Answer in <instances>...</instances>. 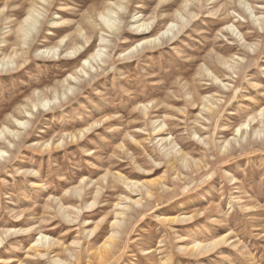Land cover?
I'll return each mask as SVG.
<instances>
[{"label": "rangeland", "instance_id": "1", "mask_svg": "<svg viewBox=\"0 0 264 264\" xmlns=\"http://www.w3.org/2000/svg\"><path fill=\"white\" fill-rule=\"evenodd\" d=\"M186 1L195 19L182 11ZM111 7L112 29L99 17ZM263 8L260 0H0V60L28 62L0 73V232H13L0 243V264H264V31L254 23ZM31 9L39 22L22 45L13 32ZM143 23L149 35L136 31ZM171 23L179 26L163 45L131 53ZM78 42L81 53L72 51ZM99 49L84 74L83 60ZM232 64H243L239 75ZM40 92L50 104L29 108ZM137 200L116 229V213ZM114 232L115 253L98 261ZM42 236L39 246L54 247L37 256L30 247Z\"/></svg>", "mask_w": 264, "mask_h": 264}, {"label": "bare ground", "instance_id": "2", "mask_svg": "<svg viewBox=\"0 0 264 264\" xmlns=\"http://www.w3.org/2000/svg\"><path fill=\"white\" fill-rule=\"evenodd\" d=\"M196 1V0H195ZM232 2V1H231ZM230 2V3H231ZM260 2H262L263 3V5H264V0H260ZM189 3L190 2H188V1H186L185 3H184V5H183V10L182 11H188L187 13H188V15L190 16V18L192 17L193 19H195L198 15L197 14H195V13H191L190 14V11L192 10V7L194 6V4H190L189 5ZM222 5V4H221ZM228 3H226L225 4V6L223 7V9H222V11H223V13L224 14H226V16H227V18L230 16V14H228L227 15V13L226 12H228ZM110 6V5H109ZM189 7V10H187V8ZM231 8V7H230ZM195 9H196V6H195ZM264 9V8H263ZM30 11V10H29ZM111 13H113V10H112V7H111V9L109 8V9H107V12L106 13H101L100 12V14H99V17L100 18H102L103 20H104V23L107 25V27L108 28H110V29H112L115 25H114V23L112 22V21H108L107 19H106V17H109L110 16V14ZM194 14V15H193ZM39 15H40V13H38V10H36V9H31V11L28 13V16L25 18V20L22 22V23H20L19 24V26H18V28L16 29L15 28V31L13 32L14 33V36L16 37V39L18 40V41H20L21 43H22V45L23 44H25L26 43V39H27V36L29 35V32L33 29V28H35L36 27V25H37V23L39 22ZM177 15L179 16V14H178V12H177ZM181 15V14H180ZM223 15V14H222ZM182 16H181V19H180V21H181V23H180V27L178 28L179 29V32L178 33H181L183 30H184V28L187 26L186 24H184L183 22V20H182ZM255 18V20H254V23H257V22H259V26L261 27V29L264 31V18L262 19V18H256V16L254 17ZM136 19H137V17H136ZM143 20V19H142ZM141 20H137L136 22H140ZM188 22V21H187ZM28 23H32L31 24V26L30 25H27ZM149 25V24H148ZM146 23H143V24H140L138 27H137V29H136V31L137 32H139V30H140V28H144L145 26L147 27L148 26ZM29 28H28V27ZM177 26V25H176ZM173 23H171L170 24V26H169V28H167V30L166 31H164V32H161V33H159L157 36H155V37H149V38H147V39H145V40H141V42H139L138 43V45L135 47V48H132L131 49V53L134 51V50H137L139 47L141 48V46H143V49H142V51L144 50H148V49H154V48H156V47H158V46H160V45H163V43H164V36H166V34H169V32L170 31H172L173 30V28L174 27H176ZM178 26H179V24H178ZM177 26V27H178ZM14 27V26H13ZM12 27V28H13ZM173 27V28H172ZM235 26L234 25H231V26H228L227 27V29L229 30V29H233ZM14 29V28H13ZM141 29V30H142ZM236 30H237V28H235ZM140 30V31H141ZM144 30V29H143ZM143 30L141 31V32H139L138 34L140 35V34H142V32H143ZM148 30V29H147ZM13 31V30H12ZM178 31V30H177ZM231 31V30H230ZM79 32V31H78ZM117 32H118V30H117ZM150 34V32L148 31V32H143V36H145V35H149ZM13 35V34H12ZM71 35H73V34H71ZM137 35V34H136ZM233 35V34H232ZM68 36V35H67ZM152 36V35H151ZM177 36V35H176ZM242 35H240V37H241ZM66 37V36H65ZM73 37H75L76 38V35L75 36H73ZM174 37H175V35H174ZM11 38V37H10ZM68 38V37H67ZM167 38V37H166ZM176 38V37H175ZM15 39V38H14ZM73 39V38H72ZM80 39V38H79ZM169 39V38H168ZM239 39V38H238ZM243 39H244V37H243ZM89 40H90V38H86V42L88 43L89 42ZM104 40V39H103ZM171 39H169V41H170ZM5 41V40H4ZM4 41H3V43H4ZM17 41V42H18ZM70 41V40H69ZM77 41H80V40H77ZM166 41H168V40H166ZM238 41V40H237ZM75 42V41H74ZM90 43V42H89ZM1 44V43H0ZM71 44V43H70ZM70 44L69 45H67V46H69V48H70ZM10 46V45H9ZM13 46V45H12ZM80 45H79V42L72 48V51H74L75 53H81L82 52V50H83V47H79ZM83 46V45H82ZM84 48H85V46H84ZM89 48V47H88ZM139 48V49H140ZM18 49H21V48H18ZM87 49V48H86ZM138 49V50H139ZM3 50V49H2ZM85 50V49H84ZM23 51V50H22ZM66 51V50H65ZM64 51V52H65ZM126 51V50H125ZM47 52V51H46ZM41 53H43V52H41ZM84 53V52H83ZM102 53H103V50H101V49H99V50H97L94 54H92L89 58H87V59H84L83 60V63H82V67H81V71L82 72H84V74H88V71H87V69H90L91 71H92V69H93V66L92 67H89V68H87L86 69V67H87V65L88 64H91V61L92 60H94V61H98V59H99V57H101V55H102ZM129 54H130V52H129ZM45 55V54H44ZM80 55V54H79ZM83 55V54H82ZM218 56V55H217ZM6 57V56H5ZM215 58V57H214ZM108 59V60H107ZM232 59V58H231ZM105 60V59H104ZM103 60V62L104 63H106V62H108L109 61V57L108 58H106V62ZM18 61V60H17ZM17 61H9L10 63H12V64H15V66L16 67H14V69H12V70H15L16 68H17V70L19 71V70H21V69H23V66H25L28 62H25L24 60L22 61V60H20V61H22L23 63H20V61L19 62H17ZM27 61V60H26ZM225 61H227V60H225ZM224 60H221V59H219L218 58V63H220L222 66H227V63L225 62ZM8 62V63H9ZM93 62V61H92ZM99 62V61H98ZM97 62V63H98ZM102 62V63H103ZM8 63L6 62L5 63V58H3L2 60H0V73H3L4 71H7V72H11L12 70L8 67V69H6V66L8 65ZM218 63H216V64H218ZM112 64V63H111ZM99 65V64H98ZM108 65V64H107ZM233 65V64H232ZM238 65V64H237ZM242 65L243 64H241L240 66H238L237 68H241L242 67ZM218 66V65H217ZM80 68V67H79ZM78 68V69H79ZM231 67H228L227 69H230ZM236 67L233 65V68H232V71H233V74H238L239 75V73H238V71H235L236 69H235ZM99 69V68H98ZM104 69V68H103ZM96 70V69H95ZM218 70H220L221 71V68L219 69L218 68ZM94 71V70H93ZM12 72H14V71H12ZM78 72V71H77ZM76 71L74 72L75 74L77 73ZM205 72V71H204ZM207 72H209V69L207 68ZM5 73V72H4ZM81 73V72H80ZM90 73V72H89ZM211 74V73H210ZM74 75V74H73ZM89 75V74H88ZM200 75V74H199ZM77 76V75H76ZM79 76V75H78ZM82 76V75H81ZM214 77V76H213ZM83 78H84V76H83ZM68 79H70V78H68ZM68 79H66V81L68 80ZM72 79V78H71ZM79 77H75V78H73V80H75V81H79ZM213 79V78H212ZM214 79L215 80H217V77H214ZM66 81H65V83H66ZM68 81H70V80H68ZM213 81V80H212ZM82 82V81H81ZM86 82V81H85ZM68 83V82H67ZM82 83H84V82H82ZM81 83V84H82ZM69 84V83H68ZM83 85V84H82ZM82 85H80L81 87H82ZM78 87V89L80 90L81 89V87ZM66 87V86H65ZM83 88V87H82ZM225 88H226V86H225ZM68 90H67V92L69 91V92H72L73 94L77 91V89L76 90H74L72 87H68L67 88ZM46 90H47V88H46ZM55 90V89H54ZM53 90V91H54ZM79 90H78V92H79ZM82 90V89H81ZM80 90V91H81ZM43 91H45V90H43ZM48 91V90H47ZM75 91V92H74ZM46 92V91H45ZM68 92V93H69ZM77 92V93H78ZM36 93V92H35ZM48 93H49V91H48ZM55 93H56V91H55ZM72 93H70V94H72ZM33 94H34V92H33ZM39 94V93H38ZM36 95V94H35ZM65 95V94H64ZM63 95V96H64ZM68 96V95H67ZM31 97V96H30ZM213 97V96H212ZM64 98V97H63ZM27 100V99H26ZM57 100H59V98H55V101H57ZM219 100V99H218ZM220 101V100H219ZM28 104H26V105H28V107L30 106L32 109H37L38 110V107L39 106H43V107H45L46 108V106H47V104H50V100H49V98L47 97V96H45V94L44 93H41L40 92V95H38L37 97H32L30 100H28ZM205 102L207 103H210V100L208 101H206L205 100ZM221 102V101H220ZM207 103V104H208ZM56 104V102L54 103V105ZM61 104V103H60ZM216 104H218V103H216ZM57 105V104H56ZM209 105V104H208ZM211 105H212V103H211ZM211 105H209V106H204V110H206L207 112H211L212 114H213V107H211ZM213 106V105H212ZM29 107V108H30ZM54 108H56V107H54ZM149 107L148 106H143V109L144 110H148L149 111V109H148ZM216 108V107H215ZM218 108H220V105L218 104ZM218 108L216 109L217 111H218ZM20 109V108H19ZM31 109V110H32ZM17 110V109H16ZM29 110V109H28ZM19 111V110H18ZM24 111V110H23ZM25 113H28L29 114V111H27V107L25 108ZM143 111V110H142ZM145 113V112H144ZM214 113H216V112H214ZM31 114H33V113H31ZM148 114V113H147ZM210 115V116H213V115ZM11 115V114H10ZM216 115V114H215ZM215 115L213 116V117H215ZM23 116V115H22ZM144 116H145V114H144ZM31 117V116H30ZM36 117V116H35ZM211 119V118H210ZM251 120V121H250ZM255 120V118L253 119V118H251V119H249V121L247 122V123H245V124H242L238 129H237V132L239 133L240 131H241V129L242 128H248V127H250V125H251V122H253ZM16 122L19 124V126L21 125H25L26 123H19V121L18 120H16ZM32 122V121H31ZM255 122V121H254ZM18 127V126H17ZM163 128H164V125H161V126H159V127H157L156 129L158 130V132L159 131H162L163 130ZM7 130V129H6ZM164 132V131H163ZM2 133V132H1ZM1 133H0V135H1ZM12 133V132H11ZM13 134H15L14 135V137L15 136H18V135H20L19 133H12V135ZM195 135V134H194ZM23 136V135H22ZM246 137V136H245ZM240 142V141H239ZM14 143H16V142H14ZM13 144V141L11 142H9V145H12ZM227 144V143H226ZM248 147V146H247ZM6 152V151H5ZM4 151H2V150H0V153L3 155V153H5ZM2 169V168H1ZM123 179V178H122ZM124 182V181H123ZM125 183V185L127 186V188L132 192V193H136V192H140L141 190H139L140 189V187H139V185L137 184V183H133V182H128V181H126V182H124ZM142 187V186H141ZM143 192V191H142ZM148 194H149V192H147ZM140 194V193H139ZM142 196H143V194H141ZM140 200H137V201H134V203H133V207H131L130 205H126L123 209H122V211L121 212H119V213H116L117 214V216H119V217H121V218H118L117 217V219H119V220H117L116 219V221L113 223L114 224V226L115 227H117L116 229H118V228H120L121 230H122V228H123V225H125V223L128 221V219H129V212L130 211H132L133 209H134V207L135 206H137V205H140ZM117 205H119V204H117ZM144 207V206H143ZM64 215V214H63ZM70 222H71V220H70ZM43 230V229H42ZM119 230V229H118ZM18 231V230H17ZM15 232V231H14ZM22 232V231H21ZM121 232V231H120ZM19 233V232H18ZM20 234V233H19ZM13 235V232L11 233V231H6V232H0V243L2 244V242H3V240H5V239H7V238H9L10 236H12ZM118 235V232H114V234H112L100 247H98V249L96 250V253L94 254V257H96V259L98 260V261H103V260H107V257H112V251L116 248V236ZM44 236H42V238L41 239H39V242H37V243H35L34 244V246H31L30 247V249L32 250V251H34L35 253H37L38 255L37 256H39V255H41L42 254V252H44V251H46V253L48 252V251H50L53 247H54V243H52V242H49V243H46V245H42V246H39L38 245V243H40V241L42 240V239H44L43 238ZM118 237V236H117ZM119 238H120V236H119ZM48 240V239H47ZM43 242H44V240H42ZM217 244V242H214L213 244H211V245H207V246H203V245H195V246H193L192 248H190L191 250H196V251H200V252H205V251H208V250H210V249H212L215 245ZM3 246V245H2ZM1 246V247H2ZM118 246V245H117ZM118 248V247H117ZM115 251V250H114ZM113 251V252H114ZM115 253V252H114ZM112 254V255H111ZM36 257V256H35ZM109 259V258H108ZM5 260V259H4ZM95 260V259H94ZM55 261V260H54ZM1 262H6V260L5 261H0V263ZM7 262H10V261H7ZM91 262V261H90ZM96 262V261H95ZM97 263V262H96Z\"/></svg>", "mask_w": 264, "mask_h": 264}]
</instances>
